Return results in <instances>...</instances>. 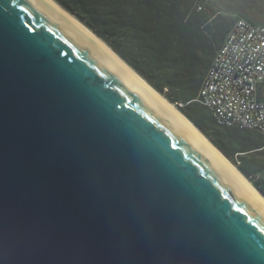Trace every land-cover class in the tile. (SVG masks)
<instances>
[{
    "label": "water",
    "instance_id": "1",
    "mask_svg": "<svg viewBox=\"0 0 264 264\" xmlns=\"http://www.w3.org/2000/svg\"><path fill=\"white\" fill-rule=\"evenodd\" d=\"M0 264H264V204L44 2L0 0Z\"/></svg>",
    "mask_w": 264,
    "mask_h": 264
},
{
    "label": "trees",
    "instance_id": "2",
    "mask_svg": "<svg viewBox=\"0 0 264 264\" xmlns=\"http://www.w3.org/2000/svg\"><path fill=\"white\" fill-rule=\"evenodd\" d=\"M174 105L264 197V136L218 125L199 92L242 0H53ZM230 3L237 8L230 9ZM260 25V24H257Z\"/></svg>",
    "mask_w": 264,
    "mask_h": 264
},
{
    "label": "built area",
    "instance_id": "3",
    "mask_svg": "<svg viewBox=\"0 0 264 264\" xmlns=\"http://www.w3.org/2000/svg\"><path fill=\"white\" fill-rule=\"evenodd\" d=\"M199 98L218 125L264 136V26L238 20L209 68Z\"/></svg>",
    "mask_w": 264,
    "mask_h": 264
},
{
    "label": "bare ground",
    "instance_id": "4",
    "mask_svg": "<svg viewBox=\"0 0 264 264\" xmlns=\"http://www.w3.org/2000/svg\"><path fill=\"white\" fill-rule=\"evenodd\" d=\"M44 2L49 8L55 11L59 16H61L64 20L72 24L78 32L90 43H92L98 50L102 53L105 58L112 61L119 69L127 76L129 81L132 84H135L138 87H142L146 91L150 93L152 97L155 98V101L162 106L165 110L172 113L173 116L180 122L184 123V125L196 135V137L204 143L205 147L212 152L216 158L220 161L222 165H224L232 174H234L235 178L241 184V186L248 189L252 195H255L263 204L264 199L258 194V192L252 187L251 183L244 177L242 174L231 164L229 163L221 153L192 125V123L184 117L180 112H178L175 107L166 101L163 97H161L157 92L147 86L146 82L131 68H128L114 53L109 49V47L96 38L84 25L80 24L75 18H73L70 14H68L65 10H63L57 3L53 0H41Z\"/></svg>",
    "mask_w": 264,
    "mask_h": 264
},
{
    "label": "rangeland",
    "instance_id": "5",
    "mask_svg": "<svg viewBox=\"0 0 264 264\" xmlns=\"http://www.w3.org/2000/svg\"><path fill=\"white\" fill-rule=\"evenodd\" d=\"M242 2H246L245 7L240 4V7L237 8L233 3H230V7H232L230 9L237 8L240 11H246L250 13L255 23L264 25L261 23L264 17V0H242Z\"/></svg>",
    "mask_w": 264,
    "mask_h": 264
},
{
    "label": "flooded vegetation",
    "instance_id": "6",
    "mask_svg": "<svg viewBox=\"0 0 264 264\" xmlns=\"http://www.w3.org/2000/svg\"><path fill=\"white\" fill-rule=\"evenodd\" d=\"M263 10V9H262ZM261 23H263L264 24V17H263V19L261 20ZM264 26V25H263Z\"/></svg>",
    "mask_w": 264,
    "mask_h": 264
}]
</instances>
